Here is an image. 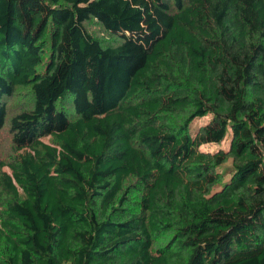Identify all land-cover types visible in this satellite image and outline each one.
<instances>
[{"label":"trees","instance_id":"trees-1","mask_svg":"<svg viewBox=\"0 0 264 264\" xmlns=\"http://www.w3.org/2000/svg\"><path fill=\"white\" fill-rule=\"evenodd\" d=\"M0 264H264V0H0Z\"/></svg>","mask_w":264,"mask_h":264},{"label":"rangeland","instance_id":"rangeland-1","mask_svg":"<svg viewBox=\"0 0 264 264\" xmlns=\"http://www.w3.org/2000/svg\"><path fill=\"white\" fill-rule=\"evenodd\" d=\"M211 118V114L205 115V116H197L195 117V119L192 121L191 123V132L192 134H196V132L198 131V128L207 123ZM10 124V118L7 119L6 121V126H8ZM47 139V138H46ZM228 138H226V140H224L222 143L217 144V143H207V144H203L201 145V148L204 150H217L219 148H224L226 149L228 146ZM229 176V175H228ZM227 176V178H228Z\"/></svg>","mask_w":264,"mask_h":264}]
</instances>
